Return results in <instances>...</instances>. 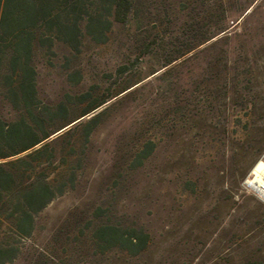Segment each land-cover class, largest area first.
<instances>
[{"label": "rangeland", "instance_id": "rangeland-1", "mask_svg": "<svg viewBox=\"0 0 264 264\" xmlns=\"http://www.w3.org/2000/svg\"><path fill=\"white\" fill-rule=\"evenodd\" d=\"M127 1L123 17L85 0L111 22L104 43L85 22L76 47L36 39L55 117L33 178L61 193L30 238L0 230L9 264H264V0ZM0 112L17 114L2 89ZM113 229L142 230L146 249L105 248Z\"/></svg>", "mask_w": 264, "mask_h": 264}, {"label": "trees", "instance_id": "trees-1", "mask_svg": "<svg viewBox=\"0 0 264 264\" xmlns=\"http://www.w3.org/2000/svg\"><path fill=\"white\" fill-rule=\"evenodd\" d=\"M99 3L117 16L124 17L129 11L127 0ZM83 22L97 43L105 42L111 22L97 10L88 12L85 0H0V89L17 111L10 119L0 112V230L8 229L18 239L31 237L35 215L61 193L55 192L48 180L33 178V160L49 148L43 141L51 136L47 124L55 117L49 108L41 107L37 95L33 65L36 39L47 35L50 40L76 47ZM26 176V181L17 184ZM9 196H14V203L7 212ZM101 237L105 248L114 243L132 256L144 251L149 239L139 229L127 235L120 230H103ZM18 253V247L2 242L0 236V264L13 262Z\"/></svg>", "mask_w": 264, "mask_h": 264}, {"label": "bare ground", "instance_id": "bare-ground-1", "mask_svg": "<svg viewBox=\"0 0 264 264\" xmlns=\"http://www.w3.org/2000/svg\"><path fill=\"white\" fill-rule=\"evenodd\" d=\"M260 162H257L252 169V176L256 181V184L254 185L253 189L258 191L262 196H264V170H261L259 168Z\"/></svg>", "mask_w": 264, "mask_h": 264}, {"label": "snow or ice", "instance_id": "snow-or-ice-1", "mask_svg": "<svg viewBox=\"0 0 264 264\" xmlns=\"http://www.w3.org/2000/svg\"><path fill=\"white\" fill-rule=\"evenodd\" d=\"M254 164H255V162H254ZM259 168H260L261 170H264V162H260V163H259Z\"/></svg>", "mask_w": 264, "mask_h": 264}]
</instances>
